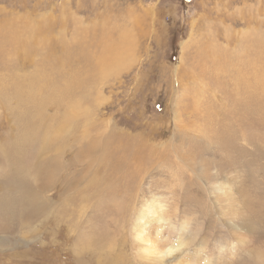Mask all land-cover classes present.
Segmentation results:
<instances>
[{
	"label": "rangeland",
	"instance_id": "obj_1",
	"mask_svg": "<svg viewBox=\"0 0 264 264\" xmlns=\"http://www.w3.org/2000/svg\"><path fill=\"white\" fill-rule=\"evenodd\" d=\"M205 257L264 264V0H0V264Z\"/></svg>",
	"mask_w": 264,
	"mask_h": 264
},
{
	"label": "bare ground",
	"instance_id": "obj_2",
	"mask_svg": "<svg viewBox=\"0 0 264 264\" xmlns=\"http://www.w3.org/2000/svg\"><path fill=\"white\" fill-rule=\"evenodd\" d=\"M135 219L136 222L134 226L135 227L134 241L136 240L140 243L139 253L141 257L143 255L146 256V258H148L149 260H154L155 262L156 261L163 262L164 258L168 254L170 255L171 252H175V251H179L178 253L181 252L180 249H182L183 248L182 246H184L183 237H179L178 240L174 243L167 242L162 237L161 232L164 227V222L166 221V219L162 210V204L159 203V201L157 202L155 200H151L147 203L142 204L136 210ZM223 254H225V252ZM177 256L178 254L175 255L174 258L176 259ZM191 263H193V261L187 264H191ZM200 264H213V262H211L209 258L205 257L201 259Z\"/></svg>",
	"mask_w": 264,
	"mask_h": 264
}]
</instances>
